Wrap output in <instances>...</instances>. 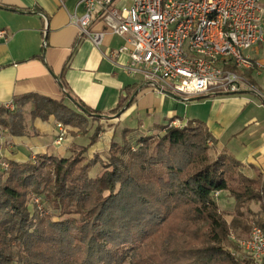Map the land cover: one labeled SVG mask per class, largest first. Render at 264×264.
Returning <instances> with one entry per match:
<instances>
[{"label": "trees", "instance_id": "trees-1", "mask_svg": "<svg viewBox=\"0 0 264 264\" xmlns=\"http://www.w3.org/2000/svg\"><path fill=\"white\" fill-rule=\"evenodd\" d=\"M66 98L22 99L32 102L33 117L51 114L84 135L88 115L98 113L75 101L77 113ZM130 100L125 97L114 113ZM0 116V128L21 134L19 115L4 109ZM158 130L163 134L140 136L133 150L125 132L120 143L110 144L106 160L86 157L96 128L88 145L70 157L44 154L33 163H8L0 175V264H257L237 255L228 237L241 227L243 210L251 213V203L259 205L253 223L264 232L262 175L246 176L224 152L211 159L207 142L217 141L203 123ZM97 163L103 170L92 178ZM216 192L233 199L230 223ZM31 194L44 195L53 214L30 217Z\"/></svg>", "mask_w": 264, "mask_h": 264}, {"label": "crops", "instance_id": "crops-1", "mask_svg": "<svg viewBox=\"0 0 264 264\" xmlns=\"http://www.w3.org/2000/svg\"><path fill=\"white\" fill-rule=\"evenodd\" d=\"M81 1L0 0V114L2 105L13 102V113L20 116L27 112L31 120L28 123L22 118L19 135L0 128L3 161L28 164L44 154L70 157L78 148L87 146L96 128H100L97 141L88 150L94 153L103 147L107 136L110 146L112 142L120 143L125 132L127 138L139 134L144 125L141 119V129L121 125L130 115L138 118L144 113L146 118L155 115L156 121L142 129L146 133L171 122L203 123L217 141L218 151L226 152V146L231 145L232 152L226 153L240 162L242 172L250 178L259 174L264 178V120L259 122L249 114L247 117L250 101L240 97L243 94L204 95L197 99L159 94L144 87L139 77L125 71L127 54L112 56V51L122 45L121 38L106 35L96 48L79 37L73 17L82 15ZM260 6L264 28V0H260ZM93 30L101 31L102 26L96 23ZM244 54L264 65V34L262 42ZM246 76L264 93V71L247 72ZM30 95L56 102L67 95L65 104L70 109L79 113L75 105L79 101L98 114L88 115L87 132L82 135L78 128L56 121L51 114L44 120L33 117L32 102L22 99ZM125 97L131 98L129 106L114 113ZM261 106L264 107L262 102ZM261 106H257L259 112ZM59 123L66 135L56 144Z\"/></svg>", "mask_w": 264, "mask_h": 264}, {"label": "built area", "instance_id": "built-area-1", "mask_svg": "<svg viewBox=\"0 0 264 264\" xmlns=\"http://www.w3.org/2000/svg\"><path fill=\"white\" fill-rule=\"evenodd\" d=\"M81 6L82 15L73 17L79 37L96 48L106 35L121 38L112 56L127 54L125 71L148 89L191 98L251 93L264 104V93L246 76L264 65L244 54L263 40L260 0H82ZM96 23L101 31L93 30ZM2 108L15 110L13 102ZM57 130L60 144L66 130L60 123ZM0 167L7 171L9 164L2 160ZM239 244L264 264L261 229L253 228Z\"/></svg>", "mask_w": 264, "mask_h": 264}, {"label": "rangeland", "instance_id": "rangeland-1", "mask_svg": "<svg viewBox=\"0 0 264 264\" xmlns=\"http://www.w3.org/2000/svg\"><path fill=\"white\" fill-rule=\"evenodd\" d=\"M128 4H130V3L127 2L126 5H128ZM224 97H231V96L225 95ZM236 97H239V96H236ZM240 97H245L247 100L250 101V107L248 108V110L246 112L247 117L249 115L250 116L253 115V117H255L259 122H263V120H264V107L261 106V102L259 101V99L256 96L249 95V94H243ZM259 105L262 108V111H260V112L257 109V106H259ZM5 117L6 116H4L3 118H5ZM20 118H21V120H22V118H24V121L28 122V123L31 121L30 120V114H28L27 112H23L20 115ZM154 118H155V115L152 116L151 118H146V115L144 113H142L141 116L137 118V117L133 116V114H132L129 116V118H127L124 125H121V126L130 125V126L135 127V128H140L139 119H141L142 123H144L143 128L147 129L148 126L153 125V122H156ZM240 120H241V118L238 119V122H240ZM168 125L175 127V128H182V127L186 126L187 124L182 125L181 123H178V122L173 124V122H171V123H168ZM142 129L140 130V133H143V134H140V133H139V135L134 134L131 137H129L130 148L132 150L136 148V143H137L136 141L138 140V138L140 136L146 137L149 135L150 136H157V135L163 134V132L159 131L158 129L155 130V132H149V133L148 132L146 133L145 130H142ZM7 131H8V129H7ZM207 146L210 148L209 156L211 159H216L218 156L223 154L222 151H218V146L215 145V143L207 142ZM231 147H232L231 145L226 146V148H227L226 152L227 153L232 152ZM79 150H80V148L77 149V151H79ZM108 150H109V144H108V136H107L103 147H100L98 150H95L94 153L88 152L86 154V157L88 159H92L93 157H98L101 160H106L107 155H108ZM226 152H224V153H226ZM0 161H2L1 157H0ZM31 161H32L31 163H33L35 161V158ZM102 170H103L102 165L100 163H97L95 165V167L91 170V177L96 178L98 175H100ZM3 172H4L3 169L0 167V175ZM215 199H216V202L218 204V208H219L220 212L223 214L227 223H230L232 221V219H234V217H235V213L233 210V206H234L233 199L227 193H220L217 197H215ZM27 208H28V211L30 213V217H33L34 215H39L40 217H44V216H48V215L53 214L52 208L46 203L45 197L42 194L41 195H38V194L29 195L28 200H27ZM249 208L251 210V213H248V212L243 210V217H242V219H240V221L242 223L241 227L236 229V230H232L229 233L228 244H229V246H231L233 251L236 250L237 255L247 256V254L244 252V250L240 246L239 242L246 239L253 228H258V226L255 223H253V221H254L253 219H256L255 215L260 213L259 212L260 211L259 205L255 204V203H251L249 205ZM54 219H56V218H54Z\"/></svg>", "mask_w": 264, "mask_h": 264}, {"label": "water", "instance_id": "water-1", "mask_svg": "<svg viewBox=\"0 0 264 264\" xmlns=\"http://www.w3.org/2000/svg\"><path fill=\"white\" fill-rule=\"evenodd\" d=\"M165 94H168V95H171V96H173L172 94H170V93H165ZM200 97H197V99H199Z\"/></svg>", "mask_w": 264, "mask_h": 264}]
</instances>
